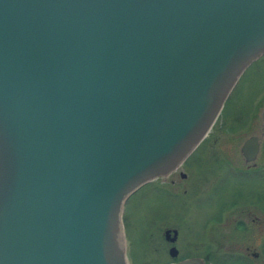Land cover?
Listing matches in <instances>:
<instances>
[{"label":"water","instance_id":"water-1","mask_svg":"<svg viewBox=\"0 0 264 264\" xmlns=\"http://www.w3.org/2000/svg\"><path fill=\"white\" fill-rule=\"evenodd\" d=\"M263 54L264 0H0V264H129L124 201Z\"/></svg>","mask_w":264,"mask_h":264},{"label":"flooded vegetation","instance_id":"flooded-vegetation-1","mask_svg":"<svg viewBox=\"0 0 264 264\" xmlns=\"http://www.w3.org/2000/svg\"><path fill=\"white\" fill-rule=\"evenodd\" d=\"M234 117L228 125L236 130L229 134L228 140L219 141L225 122L213 128L215 119L209 132L180 165L161 176L167 180V186H172L178 177L180 192L153 183V180L146 183L153 199L160 195L169 198L181 194L184 212L190 216L188 229L195 234L183 236L177 228L165 227L162 238L168 246L167 252L173 246L178 253L177 247L181 243L190 250H186V255L181 258L175 259L176 255L164 264L190 257L199 258L203 264H264V92L250 104L243 117ZM190 168H197V173ZM194 204L212 206L211 217L205 222L226 227L227 244L207 247L208 260L200 256L204 246L197 234V227L204 219L196 220L199 223L194 230L192 222L196 217L188 213L187 205L192 212L197 207ZM165 229H175L176 233L173 236L170 232L164 237Z\"/></svg>","mask_w":264,"mask_h":264},{"label":"rangeland","instance_id":"rangeland-1","mask_svg":"<svg viewBox=\"0 0 264 264\" xmlns=\"http://www.w3.org/2000/svg\"><path fill=\"white\" fill-rule=\"evenodd\" d=\"M263 92L264 54L252 61L243 70L236 81V85H234L225 99L219 115L212 126L215 128L225 122L222 126L224 131H222L219 141L228 140L229 134L236 130H232L230 128L232 126L228 125L231 119L235 118V115L243 117L245 110L250 107L251 103L256 102ZM190 170L193 173H197V168H190ZM177 179L178 177L175 178V183L172 186H167V180L162 177L153 180V183L164 185L172 191L180 192V179L179 181ZM148 188V184L145 183L139 187V192L128 196L124 205V213L121 216L124 231V248L129 252V264H164L172 260L173 257L168 255V246L162 238V230L165 227H175L183 236L192 234L188 229L189 224L187 223L190 222V216H187L184 212L181 194H175L169 198L160 195V197L153 199ZM226 196L228 197L227 194ZM210 197L213 198V195ZM189 206L187 205L188 213L193 215V218L196 217L192 222L194 230L199 223L196 220L201 217L204 219L200 221L199 227H197V234L204 246V253L200 256L206 259L208 256L206 253L207 247L227 244L226 227L219 226L215 222H205L206 218L209 219L211 217L212 206L195 205L197 207H194L192 212ZM203 224H206L205 227ZM177 249L178 253H176L175 259L181 258L186 255V250H190L188 246L182 243Z\"/></svg>","mask_w":264,"mask_h":264}]
</instances>
